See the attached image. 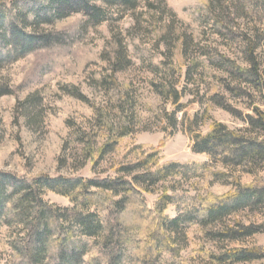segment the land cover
<instances>
[{"label": "rangeland", "instance_id": "1", "mask_svg": "<svg viewBox=\"0 0 264 264\" xmlns=\"http://www.w3.org/2000/svg\"><path fill=\"white\" fill-rule=\"evenodd\" d=\"M106 12L103 24L84 30L68 48L31 55L0 71V85L12 91L0 97V169L33 176H112L111 163L133 145L159 150L161 163H209L207 155L192 151L182 124L173 137L165 140V113L173 108L157 95L154 85L162 80L153 68L164 61L173 62V68L167 66L170 78L184 91L182 103L187 105L189 115L199 117L203 133L216 122L231 130H246V115H254V107L264 111V94L231 68L232 62L249 67L247 43L240 36L247 33L258 46L256 55L264 83V0H148L133 10L109 8ZM217 20L224 23L223 28ZM83 21V16L77 14L58 28L78 33ZM120 44L131 63L115 74L116 84H111L108 81L114 66L110 53ZM162 67L165 74L166 66ZM76 93L85 100L75 97ZM123 107L134 120L135 132L94 169L86 160L85 145L99 147ZM100 110L106 111V122L98 118ZM177 117L180 121L182 114ZM216 171H222V167L202 168L201 176L190 182L169 181L160 186L158 193L145 195L148 207L153 206L164 187L175 185L196 197H220L232 191L236 178L244 185L264 181V167L256 174L237 168L220 180L214 176ZM44 199L57 206H71L67 198L54 193L45 194ZM166 215L175 218L177 208L170 206ZM231 221L262 224L264 213L247 212ZM208 230L191 227L180 256L164 254V263L213 264L211 255L224 250L264 249V232L229 242L210 240ZM13 231L5 228L0 232V264L8 263ZM95 253L85 257L86 264Z\"/></svg>", "mask_w": 264, "mask_h": 264}, {"label": "trees", "instance_id": "2", "mask_svg": "<svg viewBox=\"0 0 264 264\" xmlns=\"http://www.w3.org/2000/svg\"><path fill=\"white\" fill-rule=\"evenodd\" d=\"M144 1L148 0H1L0 71L31 55L68 48L84 30L103 24L107 9L133 10ZM77 14L84 18L78 33L58 28ZM217 22L223 28L224 23ZM240 36L247 43L249 67L225 59L232 62V70L246 83L264 94L256 55L258 46L247 33ZM109 60L114 68L108 82L116 84L115 74L124 70L131 59L120 44L110 53ZM166 63L153 67L162 80L160 85H154L155 91L173 108L165 113L168 122L163 128L165 140L173 137L182 124L191 140L192 151L207 155L209 163H161L159 150L133 145L111 163L112 176H33L0 169V232L5 228L14 230L8 243L7 264H86L85 257L92 251L96 255L88 264H166L163 255L179 257L188 241L187 231L193 226L209 228L206 234L214 241H241L264 232V223L231 221L247 212L264 213V181L261 180L244 185L236 178L232 191L220 197H196L175 185L164 187L153 206L148 207L146 194L158 193L160 186L171 180L179 184L190 182L201 176L202 168L221 166L222 171L214 173L220 180L228 178L237 168L256 174L264 167V111L254 107V115H246V130H231L216 122L203 133L199 130V117L189 115L187 105L182 103L184 91L170 78L167 66L173 68V62ZM162 65L166 66L165 74L161 71ZM126 93V98H122L124 103ZM8 94H12L10 88L0 85V97ZM78 94L73 95L85 100ZM124 109L117 122H111L108 137L99 147L85 145L86 160L92 162L94 169L134 134V120ZM97 113L106 122V111ZM179 113L182 114L180 121ZM47 193L67 198L71 206L61 207L45 201ZM170 206L177 208L175 218L166 215ZM211 261L213 264L264 262V249L232 248L212 254Z\"/></svg>", "mask_w": 264, "mask_h": 264}]
</instances>
